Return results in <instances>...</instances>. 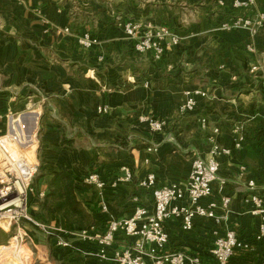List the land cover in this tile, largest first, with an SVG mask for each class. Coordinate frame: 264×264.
I'll return each instance as SVG.
<instances>
[{
	"label": "crops",
	"instance_id": "crops-1",
	"mask_svg": "<svg viewBox=\"0 0 264 264\" xmlns=\"http://www.w3.org/2000/svg\"><path fill=\"white\" fill-rule=\"evenodd\" d=\"M233 1L0 0V134L7 130L23 136L28 156L40 144L38 193L45 197L54 175L68 172L76 179L77 199L97 224L93 228L102 231L109 220L132 214L134 196L152 208L150 193L138 187L148 174L155 175L157 186L184 183L193 158L207 159L213 141L230 150L217 158L223 194L231 199L227 221L217 225L197 219L185 233L172 220L165 224L169 249L199 255L208 263L216 231L229 229L252 242L258 219L242 198L249 180L264 198V27L251 33L230 24L264 12V0H237L252 1L247 10L234 9ZM129 20L169 31L161 62L134 52L121 26ZM83 33L96 36L100 46L81 48L77 38ZM195 90L206 95L196 97L194 113L179 114L184 93ZM99 106L109 113L97 115ZM142 117L165 126L153 132ZM236 126L245 134L238 149ZM62 135L70 146L61 145ZM126 167L131 182L112 186ZM91 173L106 182L104 189L82 183ZM218 187L213 185L216 198ZM40 209L54 228L79 229L52 207ZM132 241L118 236L110 253ZM71 244V249L56 247L50 264H108L83 254L94 249L92 244L77 238ZM250 254L252 264H264V241Z\"/></svg>",
	"mask_w": 264,
	"mask_h": 264
},
{
	"label": "built area",
	"instance_id": "built-area-1",
	"mask_svg": "<svg viewBox=\"0 0 264 264\" xmlns=\"http://www.w3.org/2000/svg\"><path fill=\"white\" fill-rule=\"evenodd\" d=\"M252 1L242 3L237 0L232 2L236 10H247ZM121 26L126 38L133 42L136 54H150L154 62H160L164 56V42L170 37L169 31L162 26H143L135 21H122ZM226 27V26H225ZM246 28L251 33L257 27H264V12L257 13L254 17L245 16L235 18L231 21L230 28ZM63 33L69 34L68 29ZM171 41L178 43L177 38L171 37ZM78 45L91 50L100 46V40L90 33H83L77 38ZM250 53L254 48L246 46ZM102 61L103 57L100 56ZM257 72L255 66L251 69ZM204 91L195 90L184 93V102L179 108L180 114L194 113L196 108V97H204ZM109 113L106 106L96 108L97 115ZM51 118H55L51 114ZM140 121L146 123L153 132L163 130L165 124L150 118L142 117ZM201 123L205 125L206 119ZM20 127V134L24 131ZM234 147L238 149L245 140V134L240 127L234 128ZM213 133H218L214 129ZM23 136L14 131L12 135L6 130L0 134V223L6 228H20L22 222H27L55 241V246L61 249H71V240L77 238L82 242L92 244L93 250H82L88 258L108 264H227L230 258L242 253H250L256 243L264 241V198L258 192L253 180L247 182V193L242 198L243 206L248 208L249 214L258 219L257 231L254 239L246 241L240 238L236 232L226 229L223 232H214L215 239L209 250L210 262L206 263L201 256L189 254L183 251L169 249V236L165 224L177 220L181 231L188 233L192 230L197 219L211 220L214 224L226 222L231 199L223 194L224 182L219 178V156H228L230 150L222 148L215 142L210 141L211 147L207 159L195 156L187 180L184 183H171L169 185L157 186L154 174H148L138 183L140 190L149 192L153 201L152 208L141 204L138 196L131 201L133 205L132 214L129 217L109 220L102 231H96L93 227L88 230L61 229L49 227L42 220H36L28 216V205L31 203L32 180L37 173L38 164L28 156L27 150L22 149ZM152 146L149 151H154ZM132 172L129 168L123 169V176L112 183H130ZM82 183L91 185L98 190L106 187L97 173L87 175ZM219 184L217 195L214 196L213 185ZM41 193L39 197H43ZM185 202V203H181ZM103 212L107 211L105 205L101 206ZM0 229L4 228L0 224ZM132 239V243L121 250L111 251L115 239L118 237ZM41 258L48 261V249L42 248Z\"/></svg>",
	"mask_w": 264,
	"mask_h": 264
},
{
	"label": "rangeland",
	"instance_id": "rangeland-1",
	"mask_svg": "<svg viewBox=\"0 0 264 264\" xmlns=\"http://www.w3.org/2000/svg\"><path fill=\"white\" fill-rule=\"evenodd\" d=\"M148 55V54H143ZM260 71V70H259ZM179 113V111H178ZM180 114V113H179ZM183 115V114H181ZM23 147H26V143L23 142ZM35 151V152H33ZM35 153V154H34ZM35 155L38 169L37 173L32 180L31 187L33 188V193L31 194V203L28 205V216L30 218L36 220H42L46 226L53 227L51 223L53 220L44 213L43 210L40 209L45 197H39L37 186L39 180L42 178L41 167L42 163L40 161V144L39 148L36 144V149L33 147L30 148V157L33 158ZM47 194V193H46ZM51 202V200H49ZM4 230L0 229V247H6L0 254V264H6L7 259H1L6 253H11L10 256L18 258L19 261L15 262V264H48V261L41 258L42 248L46 247L50 252H48V260L49 264L55 262L52 258V251L56 249L55 241L50 237L46 236L43 231L36 228L35 226L22 222L20 224V228H11L10 230H6L3 225H1ZM65 230V229H63ZM16 238L15 246L11 244V239ZM56 251V250H55ZM4 262V263H3Z\"/></svg>",
	"mask_w": 264,
	"mask_h": 264
},
{
	"label": "trees",
	"instance_id": "trees-1",
	"mask_svg": "<svg viewBox=\"0 0 264 264\" xmlns=\"http://www.w3.org/2000/svg\"><path fill=\"white\" fill-rule=\"evenodd\" d=\"M148 55L151 57L150 54ZM61 145L70 146L71 141L62 135ZM75 182V177L68 172L62 171L55 174L49 183L48 194L45 196L42 206L52 207L56 214L66 223L75 225L79 229L88 230L97 226V224L83 204L77 199ZM253 261L254 258L250 253H242L230 258L227 264H252Z\"/></svg>",
	"mask_w": 264,
	"mask_h": 264
},
{
	"label": "bare ground",
	"instance_id": "bare-ground-1",
	"mask_svg": "<svg viewBox=\"0 0 264 264\" xmlns=\"http://www.w3.org/2000/svg\"><path fill=\"white\" fill-rule=\"evenodd\" d=\"M1 225H3L4 227H5V229L6 230H8V228H6V226L4 225V223H0ZM15 240H16V238L14 237V238H12L11 239V244H13V246H15L14 244H15ZM4 250H6V247H4V246H1L0 247V254L4 251ZM11 255V253H6L4 256H2V258L1 259H7V261H6V264H15V262H17V261H19L18 260V258H15V257H13V256H10ZM1 262V261H0ZM2 263V262H1ZM4 263V262H3Z\"/></svg>",
	"mask_w": 264,
	"mask_h": 264
}]
</instances>
